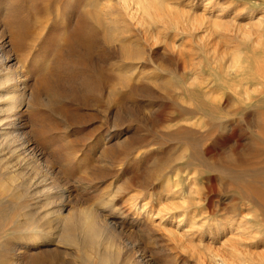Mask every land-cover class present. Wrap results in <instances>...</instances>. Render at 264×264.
<instances>
[{
    "label": "rangeland",
    "instance_id": "obj_1",
    "mask_svg": "<svg viewBox=\"0 0 264 264\" xmlns=\"http://www.w3.org/2000/svg\"><path fill=\"white\" fill-rule=\"evenodd\" d=\"M0 1L23 8L28 42L46 24V15L29 10L38 0ZM152 1L153 19L134 0L87 1L112 12L116 33L139 42L147 60L123 59L99 37L87 77L78 67H58L52 45L36 51L39 60L27 58L29 47L13 52L29 76L34 103L21 112L19 131L7 126L10 119L0 110V264H86L74 247L30 244L25 226L40 216L53 218L63 204L65 216L88 207L121 222V264H195L192 252L198 264H264V212L239 203L231 170L236 141L247 154L242 159L256 158L261 141L257 109L247 106V85L241 75L237 82L233 54L238 46L244 61L257 56L264 65V0ZM3 13L0 34L5 27L4 37H10V12ZM47 15L52 19L56 12ZM108 49L115 57L101 67ZM62 50L64 58L81 59L77 50ZM46 66L54 75L41 99L36 84ZM120 67L153 76V85L137 82L136 92L126 90L113 77ZM101 70L113 78L103 82ZM237 85L242 136L232 132ZM247 177L263 186L264 172ZM38 253L43 258L36 262ZM90 264H98L97 257Z\"/></svg>",
    "mask_w": 264,
    "mask_h": 264
},
{
    "label": "bare ground",
    "instance_id": "obj_2",
    "mask_svg": "<svg viewBox=\"0 0 264 264\" xmlns=\"http://www.w3.org/2000/svg\"><path fill=\"white\" fill-rule=\"evenodd\" d=\"M87 1L38 0L39 5H31L29 10L33 12L35 10H38L39 13L43 16L46 15V24H43L44 27L42 28L41 32L36 34L30 42L24 39V36L29 33L30 28H27L26 30V25L24 21L21 20V18L19 17V15L23 12V8L11 6V4H3L4 2L2 3L0 1V19H2L4 14L3 12L5 10H8L10 12V17H7V26L9 27L7 28L10 37H4L7 31L5 27L2 29V35L0 34L1 36H3V38L0 37V106H2V109L0 110L5 113L6 118L10 119V121L6 123L8 127L13 128L15 131H19L21 127V112L23 111V109L26 110L27 108H32L34 103L33 92L30 91L27 84L29 83V76L27 77V75H24L25 72L22 70L23 66H21L22 64L20 63L21 60L19 59V54L17 53V55H13V52H16V50L21 51L22 48L29 47L28 53L26 55L27 58L39 60L41 55L37 54L36 51L39 50V48L45 47L47 45H52L54 47L53 58H55L54 60L58 67L75 66L80 68L81 70H83V72H85V74H87V71H90V69L93 68L92 66L96 64L94 63L95 60L91 57V52L92 49L96 46L100 37V39L103 38L104 42L107 45L116 46L119 49V54L121 58L123 59L130 60L131 62L133 61L132 63H135L138 60H147V58L145 57V52L143 51L139 42H135L127 37H124L122 33H116V28L114 24L117 21L113 19L114 15L112 12L102 11L100 9V5L91 6V3L89 4ZM77 2L78 4H76ZM152 2L157 5L161 4L159 0H153ZM134 7L137 10L140 9L145 16L151 19L154 18V14L151 10L150 0H134ZM49 11H51V14L52 12H56V16L52 19L51 17H48L47 14L49 13ZM133 13H135V11H133ZM70 20L73 22L72 25L67 23ZM65 47L68 50H77V52H79L81 56V59H73L71 57L64 58L62 49ZM236 47L234 49L233 60L234 67L236 68L235 74L238 76L237 82H240L239 75H241V77L243 76V81L247 85L245 89V92L247 94V106H254L257 109V112H255L257 113L258 123L255 126L258 129L256 131L257 135L260 136L261 141L259 149L256 153V158L250 157L242 159V155L245 156L246 153L245 151L240 150L239 143L235 140L236 142L233 144L232 147L233 154H231L233 161L231 167V170L233 172L232 191L234 196L237 197L240 201V204H242V201L245 200L247 202L252 203V208L256 210V212H264V181L263 186L258 187L252 181V178L250 179L249 177H247L254 171L264 172V65H260L258 63L259 58L257 56L253 58L250 56H246L244 61V58H242L241 53L238 50L239 47L237 49ZM33 49L35 50L34 52ZM114 57L115 54L108 49L107 52H104L102 54V57L100 59L101 63L98 61L99 66L102 67L104 63L109 62ZM35 67L38 68L37 65L34 66L31 64V66H29L30 69H33ZM134 68L135 67H133V69L129 68L123 70L122 67H120L118 68L117 72H115L116 70H114L113 77L116 78L118 82L120 81L121 84L126 87V90L129 89L128 91L130 92L137 91V88L135 86L137 82H141L144 86L153 85V76H150L149 74H146L144 76H137L135 75ZM48 73L49 66H46V68H44V70L38 74V82L36 84V88L41 99V89L47 88L50 85L49 81L51 79H49V77L52 78V76L54 75L52 74L50 76V74L48 75ZM113 77H111L110 75H106L105 70H101L100 78H102L103 82H106ZM250 86L254 87L253 90L256 93V96L253 97V99L250 97ZM237 87L238 88H235L234 91L235 99L232 100L235 101V106L232 105V107L234 106V117L236 118L234 119L235 121L233 123L232 132L235 133L236 136H240V116L238 104L242 100V96H240V94L242 93H240L239 90V87L242 88V86L237 85ZM243 117H245V115ZM0 137H2V135H0ZM14 139H16V137ZM14 139L11 140L12 142H10L9 146L11 145V143L13 144ZM21 141V139H16L15 145H22ZM0 142L3 141L0 140ZM29 146H31L30 143L28 145V148ZM246 148L248 149V147ZM18 154L20 153L18 152ZM31 154L32 155L29 154L31 156L30 158L35 157L34 150ZM21 155H23V152H21ZM26 155L28 154H25V156ZM19 174L20 173H18V175ZM242 176H244L245 178ZM60 207L61 208L59 210L57 209L53 211V218L46 219L50 214H48L47 216L44 215L43 217L40 216V219L39 216H34L36 218L38 217L37 219L39 220L33 221L31 225L29 224V227L27 225L25 226V228L27 227L31 231L30 233L32 234V242L30 244H38L39 242H44L48 244L55 243L74 247L78 249L76 251L81 252V255H83L85 259V261L82 262H87L86 264L93 263L94 256L97 257L98 264H121L122 240L118 231V229H120L121 231H123L124 229V227L120 224L121 222L117 223L118 221H109L108 219L103 218L102 215L88 207L81 209L77 217H75L74 215L65 216L63 212L66 206L63 204ZM234 210L241 211V205L235 204ZM118 212L122 214L121 211ZM28 214L29 213H27V215ZM182 220L183 218H181L179 222H181ZM42 221L43 224L40 223ZM40 224L43 225L42 231L37 230V227ZM27 241L29 240L27 239ZM45 250L47 251V249ZM21 252L23 251H19V253ZM43 253H38V255L34 257L36 262L39 259L43 258ZM191 255L193 256L195 264L201 263L200 259H197L199 258L197 254L192 252ZM174 259H177V257Z\"/></svg>",
    "mask_w": 264,
    "mask_h": 264
}]
</instances>
